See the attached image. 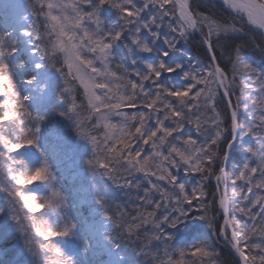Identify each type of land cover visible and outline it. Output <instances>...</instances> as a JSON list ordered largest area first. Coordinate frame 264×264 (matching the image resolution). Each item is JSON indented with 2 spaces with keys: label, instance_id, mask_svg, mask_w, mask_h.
Here are the masks:
<instances>
[{
  "label": "snow or ice",
  "instance_id": "obj_1",
  "mask_svg": "<svg viewBox=\"0 0 264 264\" xmlns=\"http://www.w3.org/2000/svg\"><path fill=\"white\" fill-rule=\"evenodd\" d=\"M4 5L0 264H264V0Z\"/></svg>",
  "mask_w": 264,
  "mask_h": 264
},
{
  "label": "rangeland",
  "instance_id": "obj_2",
  "mask_svg": "<svg viewBox=\"0 0 264 264\" xmlns=\"http://www.w3.org/2000/svg\"><path fill=\"white\" fill-rule=\"evenodd\" d=\"M4 1L8 0H0V3ZM17 1L20 5L26 3V0ZM2 20L3 19L0 17V21ZM55 117L56 116H51L44 126V143L48 149L49 161L53 165V168L58 169L59 174L65 177L66 185L68 187H72L76 180L80 181L82 179V177L76 176L74 181V174L78 172L80 153L82 154L83 149L74 140L73 144H71L68 148L66 146H59L67 140V137L63 131L62 133L58 131L59 123L56 121L57 118ZM63 124L66 125V122L63 121ZM30 151L32 153L30 163L35 164L40 159V153L35 149H30ZM34 190H37L38 193H42L44 189L41 192L40 189L34 188ZM2 221L3 217H0V223H2ZM4 258L7 259V257Z\"/></svg>",
  "mask_w": 264,
  "mask_h": 264
},
{
  "label": "trees",
  "instance_id": "obj_3",
  "mask_svg": "<svg viewBox=\"0 0 264 264\" xmlns=\"http://www.w3.org/2000/svg\"><path fill=\"white\" fill-rule=\"evenodd\" d=\"M248 52V56L250 57V59H252L253 61H256V54L253 53L250 49L247 50ZM187 55H189L190 57L194 58V59H199V58H202L204 56V52L202 50V48H200V46L198 44H196L195 42L190 46L189 48V51L187 52ZM57 118V122L59 123V126H58V131L65 134V136L67 137V140L65 142H63L62 144H60L59 146H66L67 148L73 144V139L71 138L70 136V133H69V128L66 125L63 124V121L60 119L58 120L59 118L58 117H55ZM80 156H81V153H80ZM53 166V165H52ZM55 174V173H54ZM80 181H77L74 182V183H79ZM73 183V185H74ZM72 185V184H71ZM43 189L41 188L40 189V192L42 191ZM44 191V190H43ZM43 193V192H42ZM41 193V194H42ZM117 196H119V193H115ZM209 215H212L214 216L215 214L214 213H209ZM217 219H220L222 221V218L221 217H217ZM70 247H74L75 248V245L74 244H70L69 245ZM75 250H78V248H76ZM228 259L226 256H222L221 257V260H226Z\"/></svg>",
  "mask_w": 264,
  "mask_h": 264
},
{
  "label": "bare ground",
  "instance_id": "obj_4",
  "mask_svg": "<svg viewBox=\"0 0 264 264\" xmlns=\"http://www.w3.org/2000/svg\"><path fill=\"white\" fill-rule=\"evenodd\" d=\"M5 3L7 4H18L19 2L17 0H8V1H4V2H1L0 3V6H1V11H0V17L1 19L4 18V12H9V14H11V9L9 8L8 5H4ZM4 5V6H3ZM20 5V4H19ZM4 7V8H3Z\"/></svg>",
  "mask_w": 264,
  "mask_h": 264
}]
</instances>
